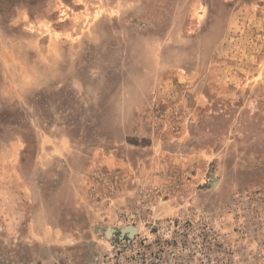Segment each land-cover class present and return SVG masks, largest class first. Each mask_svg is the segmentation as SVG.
Instances as JSON below:
<instances>
[{"label":"rangeland","instance_id":"obj_1","mask_svg":"<svg viewBox=\"0 0 264 264\" xmlns=\"http://www.w3.org/2000/svg\"><path fill=\"white\" fill-rule=\"evenodd\" d=\"M185 209L264 240V0H0V264Z\"/></svg>","mask_w":264,"mask_h":264},{"label":"built area","instance_id":"obj_2","mask_svg":"<svg viewBox=\"0 0 264 264\" xmlns=\"http://www.w3.org/2000/svg\"><path fill=\"white\" fill-rule=\"evenodd\" d=\"M231 219L223 222L209 209H185L146 230L114 236L84 264H264L257 226L248 218ZM50 264L81 263L59 257Z\"/></svg>","mask_w":264,"mask_h":264},{"label":"water","instance_id":"obj_3","mask_svg":"<svg viewBox=\"0 0 264 264\" xmlns=\"http://www.w3.org/2000/svg\"><path fill=\"white\" fill-rule=\"evenodd\" d=\"M129 232L133 233L134 231H129ZM123 233H124V230L121 229L120 232H119V234H123Z\"/></svg>","mask_w":264,"mask_h":264}]
</instances>
